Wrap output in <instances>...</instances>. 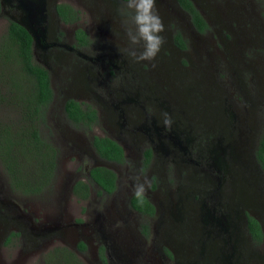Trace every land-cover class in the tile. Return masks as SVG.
<instances>
[{"label":"flooded vegetation","instance_id":"flooded-vegetation-1","mask_svg":"<svg viewBox=\"0 0 264 264\" xmlns=\"http://www.w3.org/2000/svg\"><path fill=\"white\" fill-rule=\"evenodd\" d=\"M21 1L0 0V16L5 15L3 17L5 25L9 20H13L26 29V25L22 23V20H25L31 27L35 35L33 37L29 33L32 59L46 68L50 87L52 75L61 72L66 78V75L71 73L68 86L73 91L61 104L62 125L69 127L67 125L70 124L71 130L78 128L69 121L64 112L63 104L68 98L74 99L81 107L89 105L96 113V122L90 129H86L89 132L87 158L90 164L84 172V177H72L68 189L71 190L72 183L78 178L87 181L85 176L88 175V168L91 166H105L114 172L113 189L101 190L100 194L108 200V197H111L112 208L109 215L118 217L124 224L123 227H119L124 229L121 232L123 234L112 238L106 232L96 229L98 224L91 223V232L97 239L95 247L97 260L106 261V264L133 262L149 264L155 258L153 253L157 249V244H160L158 251L161 264L170 262L197 264L196 261L200 259L202 252H199L196 261H176L174 251L167 248L164 250V246L161 245L159 231L162 230V226H159L158 233L155 229L158 222L173 226L169 220L175 219L177 214L178 219L182 221L186 205L190 204L189 198L198 201L206 236L212 243L219 245L220 255L216 256V260H219L220 264H252L246 255L245 245L249 241H262L263 229L256 216L251 215L247 207L241 204L240 197L235 196V188L232 189L230 185L236 177L234 175L237 172L236 168L241 172L249 171L246 184L254 183L253 181L264 184V173L254 155L257 138L264 126L262 77L259 78L256 73L253 75L257 78L252 81V87L248 90L249 95L248 92L245 94L241 90H236L232 110L228 108L227 111L223 110L227 112L224 117L208 123L204 122L200 115L196 118L188 115L185 118L175 112L173 106H161L156 102L152 85L143 80L141 71L136 68L139 64L121 53L124 49L122 45L119 47L121 52L114 50L109 43L107 45L100 42L96 46L92 45L88 30L75 24L78 19L77 8L56 0H31L32 2L28 0L27 2L31 4L38 3V11L34 4L32 12L34 14L28 13L31 20L27 21V13L20 6ZM176 2L188 14L177 0ZM62 3L72 8L75 19L62 18L61 12L57 10V5ZM196 8L198 9L197 6ZM68 15L70 13L64 16ZM77 28L82 30V36L76 32ZM193 28L199 32L194 26ZM173 40L175 43V39ZM42 55L47 56L50 63L41 61ZM75 73L77 75L72 76ZM74 82L76 88L72 87ZM162 110L169 112L174 120L170 131L159 125ZM47 117L48 112L46 120ZM98 123L102 126L101 131H95ZM78 129L81 133L85 131L82 128ZM93 135L106 136L114 140L121 149L122 161L99 157L91 145ZM237 138L240 147L235 151L233 143ZM199 172L202 174L198 175ZM133 177H139L141 182L145 179L150 182V187L146 186L145 200L148 206L144 210L140 209L142 204L138 208L130 202L131 196L134 195L133 185L136 182ZM205 177L208 181H205ZM174 183L176 185L173 186ZM87 184L88 191L92 186L98 189L93 182L87 181ZM197 184L198 187L195 188ZM186 186H192L190 196L184 189ZM133 217L143 221L142 228L149 226L152 233L150 242L146 241L141 229L138 235L126 232L125 218ZM249 217L255 218L260 227L259 240L252 236L248 224ZM80 224L82 222L74 221L71 225L81 226ZM87 224L88 222L84 223L85 226ZM104 236L110 241H105ZM79 241L86 244L78 235L71 250L80 255L86 250V245L79 249L77 247Z\"/></svg>","mask_w":264,"mask_h":264},{"label":"rangeland","instance_id":"rangeland-1","mask_svg":"<svg viewBox=\"0 0 264 264\" xmlns=\"http://www.w3.org/2000/svg\"><path fill=\"white\" fill-rule=\"evenodd\" d=\"M56 1L77 8L75 24L88 30L93 46L100 42L109 43L117 52L121 45L127 47L122 17L117 11L120 0ZM192 1L206 19L207 27L196 32L188 14L176 0H156L165 25L162 35L166 43L155 60L139 62V66H135L141 71L143 80L152 85L157 103L173 106L174 111L185 118L200 115L208 123L224 117L227 112L223 110H232L234 93L241 90L246 94L257 78L253 76L255 73L264 81V0ZM4 16H0V40L6 30ZM177 33L183 42L181 47L173 40ZM49 60L47 56H41V61L50 63ZM69 75L66 78L61 72L52 75V100L47 105L46 125L40 128V133L57 148L51 185L36 194H25L9 183L0 161V264H45L54 248L71 249L78 235L86 241V250L80 255L75 254L78 261L81 264H106V261L99 262L96 258L97 239L91 232V223L98 224L96 229L106 232L109 237L123 234L124 228L119 227L124 226L123 222L109 215L112 208L110 196L108 200L96 186H92L85 199H78L68 189L72 177H84L90 164L87 158L89 132L81 133L78 128L71 130L70 124L66 127L61 123V104L73 91L68 86ZM72 87L76 88L75 82ZM15 119L13 106L0 103V124ZM97 127L95 131H101L99 123ZM238 142L237 138L233 143L235 151L240 147ZM236 170L234 175L237 179L234 178L230 186L235 188V196L240 197L241 204L256 216L263 229L262 241L246 242L245 252L252 264H264V184L256 181L246 184L249 171ZM207 179L205 177V181ZM198 184L194 187L197 188ZM184 189L190 196L192 186ZM188 201L190 204L186 205L182 221L177 214L175 219L169 220L173 226L165 222L156 223L157 233L162 226L159 231L161 245L164 250L174 251L176 261L191 262L202 252L200 259L195 260L197 264H220L216 260L220 255L219 245L212 243L203 231L198 201L189 198ZM74 221L82 222L81 226L71 225ZM125 221L126 232L133 235L142 232L150 242L152 233L149 226L142 228L144 223L140 218H125ZM11 231L17 234L9 235ZM104 239L110 241L106 236ZM158 246L160 244H157L153 253L155 258L149 264H161Z\"/></svg>","mask_w":264,"mask_h":264},{"label":"trees","instance_id":"trees-1","mask_svg":"<svg viewBox=\"0 0 264 264\" xmlns=\"http://www.w3.org/2000/svg\"><path fill=\"white\" fill-rule=\"evenodd\" d=\"M184 8L195 29L201 31L207 24L192 0H177ZM65 20L75 19V13L67 4L57 5ZM70 13V15H67ZM77 33L83 35L81 29ZM175 41L183 46L180 35L175 34ZM52 89L46 68L32 59L31 36L20 24L9 20L4 35L0 40V103L10 104L16 112V119L0 124V161L5 168L8 181L13 187L25 194H36L51 185L56 166V146L46 139L40 128L46 125L47 105L52 100ZM64 112L76 127L90 129L96 122L95 109L86 105L81 107L71 98L64 101ZM264 121V118H263ZM91 145L95 153L104 159L122 161L119 145L106 136L93 135ZM255 158L264 173V126L254 149ZM90 183L98 186L97 191H110L114 187V172L105 166L94 165L88 168L85 176ZM83 179H76L71 185V192L77 198L88 195V184ZM130 202L134 207L141 205L134 195ZM145 200L140 209H146ZM252 236L261 238L260 227L253 217L248 218ZM17 234L11 231L9 235ZM79 241L77 247L84 248ZM75 253L68 248H54L45 264H81Z\"/></svg>","mask_w":264,"mask_h":264},{"label":"clouds","instance_id":"clouds-1","mask_svg":"<svg viewBox=\"0 0 264 264\" xmlns=\"http://www.w3.org/2000/svg\"><path fill=\"white\" fill-rule=\"evenodd\" d=\"M117 11L122 17L121 23L127 40V47L122 52L119 51L137 63L155 60L166 43L162 35L165 25L156 0H120ZM161 117L159 125L170 131L174 124L171 114L162 110ZM132 179L136 181L133 185L134 197L138 203L143 204L150 182L147 179L141 182L139 177Z\"/></svg>","mask_w":264,"mask_h":264},{"label":"water","instance_id":"water-1","mask_svg":"<svg viewBox=\"0 0 264 264\" xmlns=\"http://www.w3.org/2000/svg\"><path fill=\"white\" fill-rule=\"evenodd\" d=\"M28 0H22L21 1V3H20V6H21V8H23L25 11H26V13H27V16H26V20L27 21H29V20H31V18H30V14H29V16H28V13H32V12H34V4H35V6H37V4L38 3H36L35 1V3L34 4H31V3H29V2H32L31 0H29V2H27ZM36 10L38 11V6H37V8H36ZM32 14H34V13H32ZM22 23L24 24V25H26V29H27V31L33 36V37H35V35H34V32H33V30L31 29V27L30 26H28V24L26 23V21L24 20H22Z\"/></svg>","mask_w":264,"mask_h":264}]
</instances>
